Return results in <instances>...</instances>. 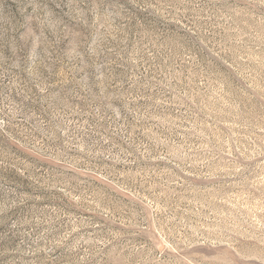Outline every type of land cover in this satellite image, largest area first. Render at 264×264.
<instances>
[{
    "label": "rangeland",
    "instance_id": "rangeland-1",
    "mask_svg": "<svg viewBox=\"0 0 264 264\" xmlns=\"http://www.w3.org/2000/svg\"><path fill=\"white\" fill-rule=\"evenodd\" d=\"M0 264H264V0H0Z\"/></svg>",
    "mask_w": 264,
    "mask_h": 264
}]
</instances>
